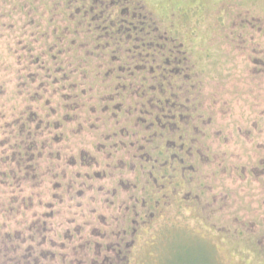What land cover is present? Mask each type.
<instances>
[{
  "label": "rangeland",
  "instance_id": "rangeland-1",
  "mask_svg": "<svg viewBox=\"0 0 264 264\" xmlns=\"http://www.w3.org/2000/svg\"><path fill=\"white\" fill-rule=\"evenodd\" d=\"M77 1L0 0V264L84 259L85 252L94 253L99 247L115 248L123 237L131 238L126 264H264V0L134 1L136 26L144 21L154 30H183L184 39L195 37L199 48L194 69L192 63L184 65L189 76L178 85L182 94L166 107L176 105V113L184 114L179 130L162 132L160 127L158 136V122L149 123L160 113L155 104L172 97L168 89L164 85L166 94L160 91L157 72L135 68L145 63L136 60L139 49L132 50V42L126 46L121 40L127 51H115L118 45L112 41V47L96 49L86 32L75 33L86 26L79 14L73 17L83 4ZM68 4L70 13H65ZM104 20L103 25H110V19ZM110 36L123 38L118 32ZM85 42L89 45L84 47ZM103 53L109 58L128 55L129 67L116 71L119 74L111 79L125 76L134 89L146 90L137 92L140 98L131 89L113 90L116 85L110 91L118 92L116 101L125 104L118 118L126 126L118 134L125 146H119L118 156L97 152L104 142L99 135L78 133L73 127L69 138L75 142L70 148L65 143L50 145L42 141L45 134L50 136V128L39 126L41 154L32 161L31 151L24 154L25 166H19L23 149L16 145L25 136L19 130V115L26 111L24 122L29 111L40 112L43 118L50 104L57 108L50 100L54 78L74 72L79 64H95L86 80L81 79L88 95L83 100L85 112L90 114L94 104L97 115L105 108L100 97L106 100V96L95 95L90 101L88 90L108 79L101 71L107 62L100 67ZM52 54L60 55L58 61L51 60ZM85 57L86 62H81ZM59 65L65 71L54 72ZM80 73H72L73 82ZM142 76L146 79L139 80ZM142 108L146 113L141 114ZM58 112L55 119L61 117L62 111ZM103 116L107 124L113 119V115ZM108 128L100 126L105 132ZM168 139H176L178 145L183 142L184 153L194 156L184 155L182 167L174 162L167 171L158 167L166 155L158 154L169 150ZM80 144L99 156L82 162L76 153ZM141 166L151 169L153 176L142 173L147 169ZM50 168L54 179L49 178ZM70 175L76 184L85 185L65 186ZM154 177L163 186H154ZM86 240L91 246L85 249Z\"/></svg>",
  "mask_w": 264,
  "mask_h": 264
},
{
  "label": "flooded vegetation",
  "instance_id": "flooded-vegetation-1",
  "mask_svg": "<svg viewBox=\"0 0 264 264\" xmlns=\"http://www.w3.org/2000/svg\"><path fill=\"white\" fill-rule=\"evenodd\" d=\"M83 2L82 5L78 6L77 9L75 10V13H73L74 18H78L81 16L84 21L83 23L86 25L84 26L83 29L78 30L75 29V33L79 32H86L84 33L85 36L92 38L91 43H96L98 49V46L102 48L107 45L108 47H112L115 44L116 48L114 49L115 51L119 48L121 50L126 49V46L132 42L131 47L133 49H139V56L137 57L138 62H143L145 65H135L136 69H139L140 67L146 68L147 67V73L149 72H157V76L155 78L160 79L159 85H160V91H162L163 94H166L165 88L163 86L165 85L166 88L168 89V93L172 96L171 98H165L167 101L165 102H160L159 105L155 104L158 111L156 115L155 121H150V124H154V122H158V128L155 131V135L158 136L159 129L161 127L162 132H164L166 129L167 130H174L176 133L179 130V125H180V120L184 116L182 113H176L178 107L176 105L173 106V108H169L167 110V105L170 106V103L173 102L175 99H178V95L182 94L181 89H179L181 86V83L183 81V76H189L188 74L185 73V68L184 65L188 63H192V69H194V56H195V51H198V47L196 45L197 39L194 37L191 39H184L186 37L187 32H183V30H176L175 28L171 30H154L151 29L149 26H145V22L141 21L139 26H136V18L137 13L135 11V6H134V1L135 0H81ZM76 2H78L76 0ZM73 5V3H72ZM71 4H68V11L65 13H70V8L72 6ZM130 6H132V9L130 10ZM65 7V6H62ZM137 8V7H136ZM64 13V12H62ZM77 14L79 16L77 17ZM105 19H110L109 23L110 25L101 23L100 21ZM121 20V22L119 21ZM76 20H74L75 22ZM102 21V22H103ZM118 21V23L116 22ZM124 22L126 23L127 26L124 27ZM83 23L80 22V25H84ZM79 28V27H77ZM171 28V27H170ZM67 31L70 30L69 27L66 28ZM158 29V28H156ZM103 30L102 34L96 35L98 31ZM95 32L92 36H89L88 33ZM113 32H118L120 33V36L123 38H115V36H110V33ZM195 32V30H194ZM193 32H191L192 34ZM188 38V36H187ZM124 43V46L122 43ZM100 41L104 42L101 43ZM112 41V44H110ZM135 41L139 42V45L135 43ZM89 43H84L83 46H87ZM71 49V48H70ZM151 49H153V53L151 54ZM203 49V48H202ZM200 51H203L200 49ZM60 52V50H58ZM137 52V51H136ZM95 53V52H92ZM59 54V53H58ZM207 55V54H206ZM97 56V55H96ZM96 56H93L95 58H98ZM52 61H58L60 58V55H55L52 54L51 56ZM90 56H87V58H93ZM103 57L101 59H105L103 62H100V67L107 62V66H103L101 71L105 72L106 77L108 79L104 80L102 83H99L95 87H89V94H90V101L91 98L95 95H104L106 96V100H104L103 96L100 97L103 99L105 102V108H100L103 110L105 113H100L97 115L95 114L97 112V106L95 107V104L93 106V111L90 114H86L85 110L87 108V104L83 102V100L86 98L87 95V89L84 87V82L81 79L86 80L88 73L91 71V68H95V64L92 67H87L86 65L79 64L78 67L74 69V72L80 71L79 75V80L76 82H73V75L72 73L74 72H64L62 77L59 78H54L52 81H50V85L54 84V87H52V90L50 91L52 95V100L56 102L57 108H55L54 105L50 104V108H47L44 117L39 114L40 112H35V111H29L27 115L25 116L26 120L22 122L24 112H21L20 116V128L22 134L25 135L21 140L20 143H17L16 147L19 146L20 150L23 149V151L19 153L20 155V160L18 162L19 166H25L23 163V155L25 156L28 154V152L31 151L32 155L30 156V160L32 161V158H35L36 155L39 157L41 154V148L40 145L38 146V141H40L39 135L41 137V134L37 131L38 127L44 126V128H50V136L45 134L47 137L45 140H42L46 143H50L52 145L53 143L55 145L59 143H65L66 148L71 147V143L75 142L74 140H70V127H73V131L77 129L78 133L83 132L85 133H90V135H94L99 137L104 141L103 143L101 142L98 145L102 146V151H97L101 152L108 157L109 155L118 156V151H119V146H125V142L121 139L118 138L119 134V129L120 127H125L123 122L120 123L119 121V115L121 114L123 110V106L125 105L123 102H118L116 101L118 99V92H110L112 87L113 90H118L119 88L124 91L127 89H131L133 95H138V91L141 90L140 94H145V89H134L133 85L128 81V77L125 76H120L116 75L115 81L112 78V76L121 70H124L126 67H129V56L126 55L125 57L122 56H114L112 55L110 58L109 56L105 55L103 53ZM134 57V56H133ZM150 59V60H149ZM38 60V59H37ZM124 60V65H121L118 63V61ZM83 63L86 62V57L82 59ZM150 62L153 63V65H150ZM96 63V62H95ZM157 63V64H155ZM99 67V69H100ZM55 68V67H54ZM130 70L129 74L131 73L132 75L134 74L135 69L133 67L128 68ZM58 71H65V68L63 66L59 65L58 70H54V72ZM118 71V72H116ZM144 72V71H143ZM101 73V72H100ZM69 74V75H68ZM131 76V75H130ZM168 77V78H167ZM62 78V79H60ZM71 78V79H70ZM139 80H145L146 77H138ZM95 80V78H93ZM117 81V82H116ZM144 83H142V86ZM156 87V86H153ZM38 88V87H37ZM48 91V90H47ZM72 94L78 97L77 100H74V96L72 97ZM84 96V97H83ZM140 98V95H138ZM99 98V99H100ZM89 99V97H88ZM71 101V102H70ZM141 101V100H140ZM169 102V103H168ZM48 104V101L45 102ZM90 103H88L89 106ZM42 106V105H41ZM142 107H146L145 104L141 105ZM160 106V107H158ZM83 107V109H82ZM129 108H134V105L131 104L129 105ZM60 110L62 111L61 117L58 119H55V116H58L60 113L57 111ZM142 113H146V111H143L142 108ZM168 111L169 114L166 113ZM95 112V113H94ZM148 113L151 114L150 111H147ZM94 113V114H93ZM43 114V113H42ZM93 114V118H91V115ZM129 118L132 116V113L128 112ZM103 115H113V119L108 121L109 124H107L106 120L107 118L104 117ZM168 117V118H166ZM128 118V119H129ZM144 117L140 116L138 119L143 120ZM145 119V118H144ZM109 127L108 130L105 132V130H100V126ZM31 126V127H29ZM123 128V129H125ZM140 129L135 131L136 138L140 134ZM161 133V132H160ZM181 137V136H180ZM27 142H31L28 144ZM81 142L83 140L81 139ZM77 143V142H76ZM134 143V142H133ZM133 143H130L133 146ZM137 143V142H135ZM170 144L171 146L168 147L169 150H159L158 155H166L163 156L164 162L159 163L160 165L158 166L159 169H165L168 171L169 166H174V162L176 165L183 164L184 160V155L185 156H190L193 158L194 154L191 152L189 154L184 153L183 150V142L182 144L178 145L177 140L174 139L172 140H167L165 142V145ZM161 147V146H160ZM159 148V147H158ZM78 149H80L78 151ZM76 150V153L79 154V157L81 156L82 162H85V159L91 158L95 160L97 156H99L97 153H93L91 150H87L83 145L80 144V147ZM142 149V148H141ZM34 150L35 153L32 151ZM78 151V152H77ZM169 151V155H167V152ZM69 157V150L67 151ZM128 152V151H127ZM130 152V151H129ZM135 154V153H134ZM50 158H53L54 156V149L50 150ZM104 155V156H105ZM137 155V154H136ZM134 155V157L136 156ZM139 155L141 157L144 156V151H140ZM70 158V157H69ZM75 158V157H74ZM73 163L76 164V161ZM54 163L51 162L52 166ZM86 164H89V162L86 160ZM96 164V161L95 163ZM70 165L68 162L65 164ZM27 166H30L32 169L36 170V166L33 163L27 164ZM163 166V167H162ZM166 166V167H165ZM150 167H156L155 165H151ZM141 170L147 169L146 172L142 173H149L150 176H153L152 170L149 169L146 166H141ZM183 169V168H181ZM21 171V170H19ZM166 171L165 174L168 172ZM182 171V170H181ZM36 172V171H35ZM103 174V172H102ZM183 174V173H182ZM54 179L55 177V172L54 169L50 168V174L49 178ZM74 175H70V184H66L65 186H68L69 188H72L73 186H84L85 182H77L75 183V180H73ZM85 176V175H84ZM103 175H100V177ZM85 178V177H83ZM52 179H50L52 181ZM154 186H163L158 184V178L154 177ZM63 184V183H62ZM58 186H62L61 183H57ZM136 186V185H135ZM80 191V190H79ZM79 194V193H77ZM127 228L124 230V235L126 234ZM123 235V236H124ZM131 244V238L130 240L125 239L124 237L118 241L117 246L114 247H105V249H102L103 247H99V251L96 252H85L87 253L85 256H89L90 260L92 261L95 259L96 261H102L104 257L112 259V264H126L127 262V256H128V244ZM127 244V245H126ZM84 248L86 247L90 248L91 244L90 242H87V240L84 242ZM124 248V249H122ZM104 250V252H102ZM123 255H126V257ZM101 263V262H100Z\"/></svg>",
  "mask_w": 264,
  "mask_h": 264
},
{
  "label": "trees",
  "instance_id": "trees-1",
  "mask_svg": "<svg viewBox=\"0 0 264 264\" xmlns=\"http://www.w3.org/2000/svg\"><path fill=\"white\" fill-rule=\"evenodd\" d=\"M87 253H84V256L86 255ZM126 257V255H123V257ZM60 260H61V258H60ZM101 262V263H100ZM112 262V259H110V258H106V257H104V259L101 261H96L95 259H93L92 261L90 260V258H88V256L86 257L85 256V258L84 259H81V258H72L71 260H69V261H65V262H63V261H61V263L60 264H112L111 263ZM125 262H123V264H124ZM122 264V263H121Z\"/></svg>",
  "mask_w": 264,
  "mask_h": 264
}]
</instances>
